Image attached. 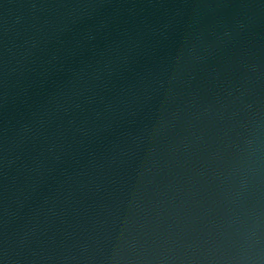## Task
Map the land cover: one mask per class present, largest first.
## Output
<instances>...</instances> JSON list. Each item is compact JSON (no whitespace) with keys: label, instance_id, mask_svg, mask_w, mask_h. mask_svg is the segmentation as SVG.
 <instances>
[{"label":"water","instance_id":"obj_1","mask_svg":"<svg viewBox=\"0 0 264 264\" xmlns=\"http://www.w3.org/2000/svg\"><path fill=\"white\" fill-rule=\"evenodd\" d=\"M258 209L264 0H0V264L228 255Z\"/></svg>","mask_w":264,"mask_h":264},{"label":"clouds","instance_id":"obj_2","mask_svg":"<svg viewBox=\"0 0 264 264\" xmlns=\"http://www.w3.org/2000/svg\"><path fill=\"white\" fill-rule=\"evenodd\" d=\"M260 165L257 162V175ZM258 209L251 228H245L232 242L231 254L205 257L106 258L101 264H264V219Z\"/></svg>","mask_w":264,"mask_h":264}]
</instances>
